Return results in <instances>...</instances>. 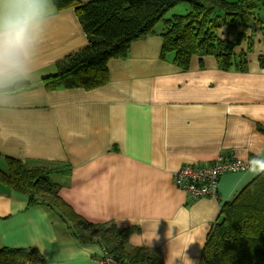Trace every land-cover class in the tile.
<instances>
[{
  "label": "crops",
  "instance_id": "obj_1",
  "mask_svg": "<svg viewBox=\"0 0 264 264\" xmlns=\"http://www.w3.org/2000/svg\"><path fill=\"white\" fill-rule=\"evenodd\" d=\"M44 28L33 71L17 82L25 86L0 92L8 104L0 107V155L68 164V174L51 180L75 213L92 223L137 227L129 245L156 250L162 264H201L221 205L264 170L263 33L254 31L243 72L220 70L206 56L178 69L159 58L162 40L154 35L132 43L126 59L109 60L100 88L46 91L41 79L87 40L73 9L54 7ZM219 157L248 168L220 176L216 197L191 201L173 185L183 164L208 166ZM3 247L36 249L45 264H97L102 250L67 237L43 206H28L24 195L0 185Z\"/></svg>",
  "mask_w": 264,
  "mask_h": 264
},
{
  "label": "trees",
  "instance_id": "obj_2",
  "mask_svg": "<svg viewBox=\"0 0 264 264\" xmlns=\"http://www.w3.org/2000/svg\"><path fill=\"white\" fill-rule=\"evenodd\" d=\"M56 11L73 9L87 45L55 64L41 79L46 91L100 88L109 79L107 63L126 59L132 43L159 35V58L187 71L193 56L212 57L220 70L243 72L253 47V33L264 35V0H52ZM188 11L165 18L176 5ZM160 22L163 29L157 34ZM251 32V34H249ZM246 49L237 51L241 44ZM25 86L17 83L8 91ZM260 131L264 130L259 128ZM224 158L223 161H229ZM203 167L204 165H198ZM68 164H44L0 155V185L41 205L64 234L80 244L98 243L120 261L162 264L156 250L132 247L137 227L118 228L113 221L92 223L73 211L59 196L54 174H68ZM227 174H235L233 172ZM58 222V223H57ZM0 264H45L36 249H0ZM201 264H264V170L233 198L221 205L202 248Z\"/></svg>",
  "mask_w": 264,
  "mask_h": 264
},
{
  "label": "clouds",
  "instance_id": "obj_3",
  "mask_svg": "<svg viewBox=\"0 0 264 264\" xmlns=\"http://www.w3.org/2000/svg\"><path fill=\"white\" fill-rule=\"evenodd\" d=\"M52 10V0H0V92L33 71V55ZM7 106L0 97V107Z\"/></svg>",
  "mask_w": 264,
  "mask_h": 264
},
{
  "label": "built area",
  "instance_id": "obj_4",
  "mask_svg": "<svg viewBox=\"0 0 264 264\" xmlns=\"http://www.w3.org/2000/svg\"><path fill=\"white\" fill-rule=\"evenodd\" d=\"M248 164L236 159L223 161L218 158L214 164L200 167L196 164L185 163L180 166L172 176L173 185L182 191L191 200L216 197L217 181L220 176L227 173H238L245 171ZM97 264H131L122 262L105 249L94 259Z\"/></svg>",
  "mask_w": 264,
  "mask_h": 264
},
{
  "label": "rangeland",
  "instance_id": "obj_5",
  "mask_svg": "<svg viewBox=\"0 0 264 264\" xmlns=\"http://www.w3.org/2000/svg\"><path fill=\"white\" fill-rule=\"evenodd\" d=\"M188 6L185 3H181L176 5L175 7H173L165 16V18H170L174 15H182L185 14L188 11ZM163 29V23L160 22L159 24H157L155 30L157 32V30H159L161 32V30ZM58 223V222H57ZM57 231L59 233H61V229H57Z\"/></svg>",
  "mask_w": 264,
  "mask_h": 264
}]
</instances>
